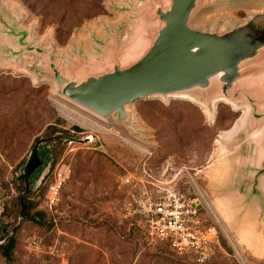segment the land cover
Instances as JSON below:
<instances>
[{
  "label": "rangeland",
  "instance_id": "374dc122",
  "mask_svg": "<svg viewBox=\"0 0 264 264\" xmlns=\"http://www.w3.org/2000/svg\"><path fill=\"white\" fill-rule=\"evenodd\" d=\"M121 2L0 0V242L14 239L12 261L0 255V264H264V234L239 222L237 198L228 189L240 142L222 134L241 121L242 110L150 98L128 106L133 127L104 122L59 97L53 82L34 72L39 59L9 53V30L26 32L33 45L62 58L90 50L103 28L122 24L125 37L131 22L117 9ZM262 10L264 0L223 3L199 26L242 24ZM90 136L94 143H69ZM51 137L39 146L47 149L45 170L32 175L25 196L34 206L30 215L43 218L21 222L16 205L25 186L16 179L35 143ZM63 165L69 174L53 197L49 186ZM155 186L195 200L202 224L215 230L206 261L145 240L137 202Z\"/></svg>",
  "mask_w": 264,
  "mask_h": 264
},
{
  "label": "water",
  "instance_id": "95a60500",
  "mask_svg": "<svg viewBox=\"0 0 264 264\" xmlns=\"http://www.w3.org/2000/svg\"><path fill=\"white\" fill-rule=\"evenodd\" d=\"M235 1L122 0L117 9L129 17V34L121 37L122 24L103 28L90 50L70 58L33 45L24 31L9 30L5 39L10 54L40 60L34 72L52 81L59 97L104 122L133 127L128 106L150 98H182L205 106L224 102L242 110L233 136L240 142V158L227 186L237 198L239 222H250L263 235L264 10L242 24L199 26L206 12ZM54 139H39L24 161L16 179L25 183L22 208L32 191L29 175L47 153L39 146Z\"/></svg>",
  "mask_w": 264,
  "mask_h": 264
},
{
  "label": "built area",
  "instance_id": "2783aa9c",
  "mask_svg": "<svg viewBox=\"0 0 264 264\" xmlns=\"http://www.w3.org/2000/svg\"><path fill=\"white\" fill-rule=\"evenodd\" d=\"M72 141L69 143L95 142L92 136ZM68 174L64 165L54 171L49 194L56 196ZM129 182L128 178L124 180L125 184ZM137 206L145 218L144 238L149 244H166L175 254L193 255L200 262L211 256L215 230L202 224L195 200L155 186L150 191L144 189Z\"/></svg>",
  "mask_w": 264,
  "mask_h": 264
},
{
  "label": "trees",
  "instance_id": "16d2710c",
  "mask_svg": "<svg viewBox=\"0 0 264 264\" xmlns=\"http://www.w3.org/2000/svg\"><path fill=\"white\" fill-rule=\"evenodd\" d=\"M28 198H29V195L24 200L23 208L20 203V199L18 200V203L16 205L18 207V214H20L22 218L21 222L22 221L23 222L32 221V222H35V223L37 222L40 224L38 219L43 218V214L38 212L35 215H32V216L30 215V212L34 206L32 203L29 202ZM13 249H14V239L11 236V237H8L2 245H0V255L7 262H11Z\"/></svg>",
  "mask_w": 264,
  "mask_h": 264
},
{
  "label": "bare ground",
  "instance_id": "6f19581e",
  "mask_svg": "<svg viewBox=\"0 0 264 264\" xmlns=\"http://www.w3.org/2000/svg\"><path fill=\"white\" fill-rule=\"evenodd\" d=\"M235 110H238L237 108H234ZM205 112V111H204ZM242 116H243V114H242ZM73 118V117H72ZM242 118L243 117H241V119L240 120H242ZM77 120V119H76ZM80 120V119H79ZM78 121V120H77ZM83 123H84V121H83ZM241 126V121H238L235 125H234V127L233 128H231L229 131H227V132H225V133H223L222 135H223V137L224 138H226V137H228V136H230L231 134H234L237 130H238V128ZM226 140V139H225Z\"/></svg>",
  "mask_w": 264,
  "mask_h": 264
},
{
  "label": "flooded vegetation",
  "instance_id": "af4514ba",
  "mask_svg": "<svg viewBox=\"0 0 264 264\" xmlns=\"http://www.w3.org/2000/svg\"><path fill=\"white\" fill-rule=\"evenodd\" d=\"M47 158H43V159H41V164L39 165V167H38V169H36V170H34L30 175H29V177H31L34 173H35V171L37 172H39V174H42L43 172H44V170H45V166L47 165ZM50 172V171H49ZM48 172V173H49ZM46 178V177H45ZM44 178V179H45ZM43 179V180H44ZM23 183H24V181H22ZM24 186H25V183H24ZM5 242V240L2 242V243H4Z\"/></svg>",
  "mask_w": 264,
  "mask_h": 264
}]
</instances>
